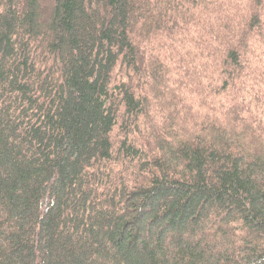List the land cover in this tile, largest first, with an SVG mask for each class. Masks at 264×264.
Masks as SVG:
<instances>
[{
  "label": "trees",
  "instance_id": "obj_1",
  "mask_svg": "<svg viewBox=\"0 0 264 264\" xmlns=\"http://www.w3.org/2000/svg\"><path fill=\"white\" fill-rule=\"evenodd\" d=\"M0 264H264V0H0Z\"/></svg>",
  "mask_w": 264,
  "mask_h": 264
}]
</instances>
